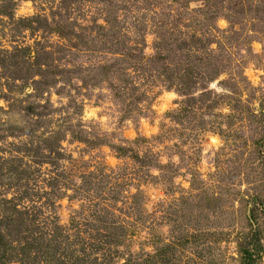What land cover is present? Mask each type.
I'll list each match as a JSON object with an SVG mask.
<instances>
[{
    "label": "rangeland",
    "instance_id": "obj_1",
    "mask_svg": "<svg viewBox=\"0 0 264 264\" xmlns=\"http://www.w3.org/2000/svg\"><path fill=\"white\" fill-rule=\"evenodd\" d=\"M203 1L0 0V232L21 224L0 255L124 264L128 250L136 262L171 246L158 264H239L250 225L264 240V212L252 219L248 204L264 203V118L251 117L264 0L217 1L208 19ZM192 33L218 79L199 67L185 96L163 71L192 57L165 38Z\"/></svg>",
    "mask_w": 264,
    "mask_h": 264
},
{
    "label": "trees",
    "instance_id": "obj_2",
    "mask_svg": "<svg viewBox=\"0 0 264 264\" xmlns=\"http://www.w3.org/2000/svg\"><path fill=\"white\" fill-rule=\"evenodd\" d=\"M217 1H221L222 0H204V11L201 15V17L208 19V17H206L208 15V11L206 10V8H212L214 7H218L219 3ZM218 3V4H216ZM215 13V12H214ZM216 18V20H218L220 18V15H215L213 16ZM163 32V30H162ZM198 33H192L189 34L187 36H182V37H177L176 39H174V41H172V37L169 36L168 38H165L167 40H169L175 48H177V50H182L184 55L192 57L191 61H189L190 65H188L187 67L183 66L180 69H168L165 68L163 71V75H165V83L168 84L167 89H171L172 86L174 85H178V94L180 95H185V96H190L191 94L195 93V80L192 77L195 76L194 74V70H197L199 67L200 69H202L201 71V75L203 76L204 74L207 76V78L210 76V73H208V71L203 69L202 64L204 63V58L205 56L202 55L203 51L201 52L200 50H202V48L205 45V41L204 38H201V36H204L203 34H198ZM200 35V36H199ZM161 36V35H160ZM203 45V47L201 46ZM14 57H18L13 55ZM204 56V57H203ZM162 60H164V58L161 57ZM5 68V66L3 67ZM206 78V77H205ZM33 79V78H32ZM30 78L25 79V81H29L32 80ZM218 79V74L215 75V77L213 78H208V80L206 79L205 84H208L209 82L215 81ZM41 83V82H40ZM40 83H36V84H40ZM43 85V84H42ZM230 85V84H228ZM47 87V85H45ZM235 86L233 87V89H235ZM229 87V86H228ZM36 90H40V88H37ZM191 92V93H190ZM228 98V97H227ZM187 104V103H185ZM262 106V107H261ZM188 107V106H187ZM182 111V116H180L178 119L179 120H183V121H189L192 117L190 111L185 108V109H181ZM31 112H33V110H31ZM260 116H262V118H264V102H261L260 104V114H255V112L252 113L251 117L255 120L261 121ZM262 122V121H261ZM259 122V123H261ZM181 123V121L179 122ZM262 127V138H260L258 141H256V145H259V147H264V121L261 124ZM42 150V149H40ZM124 152V151H121ZM59 155V153L57 154ZM264 155V154H263ZM194 179V176L192 177V180ZM20 181V180H19ZM260 201L257 199V197H251L250 201H249V205L251 206L249 212L251 214L252 219H255V210H259V208L261 209L262 212H264V203H259ZM13 223L9 226L8 232L10 235L6 236L3 235L0 232V244L2 243H7L10 246H14V243H18L21 242V234L20 233V229L18 231V229L16 228H20L21 224L19 222H17V224L15 226H12ZM250 230L247 233H242L241 238L238 240V254H239V264H258V262L260 261V259L262 258V255L264 254V240L262 237V233L260 232V230L258 229V227H254L253 225H250ZM23 232L22 233H27L29 232V230L25 229L26 231H24V229H22ZM97 231V230H96ZM16 232V233H15ZM16 236H14L13 235ZM98 236L100 238L103 239V242L107 243L108 245L106 246V249L110 250L111 247V242L108 239V237L105 234L101 235L100 231H97ZM10 236H13L14 239V243L8 242L11 240H7V237L9 238ZM110 238V236H109ZM40 241V240H39ZM38 241L37 240H33V242H31L28 246L30 247V250H33V247H35V244H37ZM32 244V245H31ZM130 245V244H127ZM42 247V246H41ZM131 247V245H130ZM171 247V246H170ZM169 246L165 247L164 249L158 250L155 254L153 255H149L148 257L145 256V258L141 255H136L137 257V261L135 262L130 256V250L127 251V253H129V259L124 263V264H158L159 261L161 262L163 260V258H165V256L167 255V251L170 248ZM30 252V251H29ZM142 254V253H140ZM107 256V255H104ZM163 258H162V257ZM0 264H13L10 260L5 258V252L4 254L0 255ZM96 264V263H95Z\"/></svg>",
    "mask_w": 264,
    "mask_h": 264
}]
</instances>
